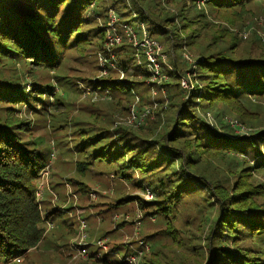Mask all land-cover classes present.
Returning a JSON list of instances; mask_svg holds the SVG:
<instances>
[{"label":"trees","instance_id":"1","mask_svg":"<svg viewBox=\"0 0 264 264\" xmlns=\"http://www.w3.org/2000/svg\"><path fill=\"white\" fill-rule=\"evenodd\" d=\"M103 1L0 0V61L56 71L67 46L78 48L88 43L84 42L87 31H94L98 50L110 59L104 48L108 10L115 11L119 24L131 22L122 17L121 0H110L111 6L100 7ZM189 1L187 7L184 0H146L150 7L147 11L143 2L132 0L142 18L145 14L150 20L147 35L163 44V52L170 55L172 64V58L175 61L168 72L170 81L164 84L169 93L164 107L168 113L165 119L160 113L162 119L155 118L148 127L135 130L118 125L115 130L79 128L77 171L82 176L89 171L110 173L125 186L149 193L151 200L137 194L119 195L110 208L119 209L135 201L144 217L157 216L167 225L178 219L183 198L197 196L199 210L208 213L209 222L204 238L206 251L197 252V264H264V182L258 179L264 176V118L257 111L262 107L259 103L264 102V40L257 31L244 36L229 30L231 14L250 7L257 11L250 22H264L256 16H264V0H206L205 6L214 15L229 16L224 28L216 33L209 29L198 0ZM169 4L176 7L174 11L167 8ZM90 13L95 14L94 19ZM96 18L103 21L102 25L86 28L85 32L83 28ZM241 41L247 44L243 54L236 51ZM176 47L182 49L180 57L190 65L188 69L180 66L183 73L178 71ZM185 50L195 53L191 62L183 57ZM111 51L115 59L110 62L123 77L110 76L116 71L107 65L105 77L86 80L96 92L113 96L112 111L108 101L102 103L104 114L129 111L127 104L135 101L136 88L144 86L149 78V72L136 65L133 48L126 39ZM181 78L189 82V88L181 86ZM2 85L0 100L6 105L33 106L48 113L51 104L43 97L53 95L52 86L32 83L27 88L13 79L4 80ZM172 90L175 92L170 95ZM251 105L255 108L250 112ZM9 106L0 117V263H10L36 249L45 237L40 223L55 222L60 215L53 209L43 213L35 195L34 181L49 154L29 140V122ZM207 113H213L219 128L230 134L234 127L222 121L225 114L247 124L250 132L231 137L209 124L204 115ZM99 116L92 121H98ZM76 184L81 192H87L83 181ZM177 240L182 247L184 244ZM203 257L205 261L200 259ZM107 258L105 254L96 262L127 264Z\"/></svg>","mask_w":264,"mask_h":264},{"label":"rangeland","instance_id":"2","mask_svg":"<svg viewBox=\"0 0 264 264\" xmlns=\"http://www.w3.org/2000/svg\"><path fill=\"white\" fill-rule=\"evenodd\" d=\"M205 1L198 0L209 20V29L216 33L224 28L229 16L223 13L214 15L205 6ZM139 2L145 4L144 8L147 11L150 10L146 0H139ZM184 4L188 7L190 1L184 0ZM103 5L111 6L110 0H104L99 6ZM135 5L132 0L119 1V6L123 11L122 17L125 21H130L134 28H137L142 22L143 29L145 28L146 31V28L151 26L150 20L145 14L142 18L136 11ZM174 7V5H167L170 11H174ZM253 14H257V11L251 7L237 15L231 14L233 20L229 28L230 33H244V36L247 34L250 36L253 31H257V34L259 33L262 38L264 22L262 20L258 23L255 20L250 22V18L254 17ZM88 15L91 19L95 18L94 13ZM256 16H260L264 20V16ZM94 21L90 22V25L84 27L83 30L86 32V28L89 29L95 25L101 26L103 23L99 18ZM93 33L94 31H87L84 42L88 43L83 44L82 47L75 48L69 45L63 50L62 63L56 71L37 69L34 65L18 61H0V87L3 86L4 80L13 79L15 84L21 82V86L27 88L31 87L32 83L49 85L52 86L50 90L53 92L51 97H43L46 103L49 100L51 104L47 106V114L36 110L33 106L10 105L20 119L29 122V135L31 136L28 137L29 140H33L38 150L50 155L41 168L38 178L34 181L36 200L40 203L43 213L53 209L60 214L55 222L43 220L40 223L44 229L43 241L36 249H30L25 257L24 255L20 256V262L17 264H100L96 262V259L105 254L110 262L118 261L127 264H197V252L206 251L204 238L209 233V222L206 221L208 213L199 210L200 198H197L196 195H193L196 197L183 198L179 205L178 219L167 225L157 216L144 217V212L138 208L135 201L123 204V207L119 209L112 210L110 208L119 195L137 194L144 200H151L149 193L142 192L136 186H125L110 173L98 174L89 171L82 176L77 171L80 158L75 146L76 131L79 128L96 126L115 130L116 127L123 126L135 130L140 129L141 126L148 127L149 121L155 118L162 119L163 116L165 119V113L168 111H165L164 107L167 104L169 93L166 92L164 84L170 81L168 72L174 68L173 64L175 63L172 58L173 54L172 64L170 55L165 54L161 47L162 56H160L159 63L162 67V74L167 78L160 82H145L144 86L137 87L135 93L139 100L136 101V96H134L135 101L127 104V107L134 105L139 114L147 107L157 106L150 117L144 119L139 126L128 124L129 111L116 110L113 114H104L106 109L102 103L108 101L109 111H112L110 104L114 101L113 96L105 94V91L96 92L86 83L87 79L105 77L108 73L102 74L99 70L103 64V59L99 58L102 51L98 50V37L92 36ZM141 36L140 32L138 37ZM158 39L163 42L161 37ZM245 47L247 44L241 41L236 51L243 54ZM181 51L182 49L176 47L178 71L183 73L180 66L183 69H188L190 65L180 57ZM184 52L189 53L192 58L195 54L188 50ZM111 68L116 71L114 67ZM110 76L120 79L121 73L116 71ZM172 92L175 91L172 90L170 95ZM108 103H105V106ZM259 105L263 108L259 107L257 111L264 118V102H260ZM7 106L9 105L0 100V117H3L4 112L2 111ZM96 108H100L102 111ZM249 108L251 112L255 107L251 105ZM160 109L164 111L160 112ZM160 113L163 115L160 116ZM98 115H100L99 120L93 122L91 118ZM204 115L209 124L220 127L218 118L213 113ZM225 115L222 121L229 122L231 126L233 124L234 128L231 127L233 133L230 134L219 128L220 131L231 137L249 134L250 129L247 124H241L231 114ZM258 179L264 182V176H258ZM77 181L85 183L86 193L81 192L76 184ZM83 223L85 224L84 228L81 227ZM172 227L173 229L170 230ZM173 236L180 239L184 245L180 247L178 240ZM204 258L200 259L205 261Z\"/></svg>","mask_w":264,"mask_h":264},{"label":"built area","instance_id":"3","mask_svg":"<svg viewBox=\"0 0 264 264\" xmlns=\"http://www.w3.org/2000/svg\"><path fill=\"white\" fill-rule=\"evenodd\" d=\"M118 22L119 17L115 13V11H113L112 9L108 10V21L105 31L104 48L108 53L110 59H107L103 52L99 54L100 60L103 59V64L100 67V72L102 74L106 73L108 70L106 67L107 65L115 67L113 63L110 62V60L115 59L114 53L111 51V48L114 45H120L123 40L126 39V41L133 48L134 60L136 65H139L140 67L146 69L149 72V78L147 82L154 83L155 81L160 82L162 79H166L167 77L162 74V67L159 63L160 56H162V48L159 42L153 38H150L146 34L147 32L145 31V28L143 29L144 26L142 22H140V25H138L137 28H134L131 24H119ZM140 32L142 33V36L138 37V34ZM262 39L264 40V34H262ZM183 57L189 62L192 61L191 56L188 54H183ZM122 77L123 74L121 73L120 79ZM180 84L183 88H189V82L185 78L180 79ZM138 100L139 99L136 95V101ZM156 106L147 107L142 110V112H140L139 114L136 112L134 105H131L129 108V116L127 117V123L139 126L142 121H144V119L146 120L147 117H150V115L154 112ZM81 227L84 228L85 224L83 223ZM19 262L20 257H15L10 263L6 264H17Z\"/></svg>","mask_w":264,"mask_h":264}]
</instances>
